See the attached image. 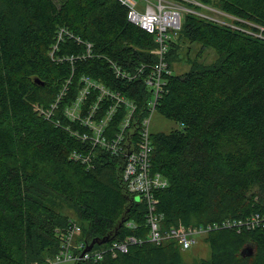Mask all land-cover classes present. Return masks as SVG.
Segmentation results:
<instances>
[{"label": "trees", "instance_id": "trees-1", "mask_svg": "<svg viewBox=\"0 0 264 264\" xmlns=\"http://www.w3.org/2000/svg\"><path fill=\"white\" fill-rule=\"evenodd\" d=\"M197 1L231 20L185 12L166 54L172 70L183 43L218 53L213 63L199 53L189 57L188 71L165 74L157 111L178 127L152 132L151 139L152 168L169 181L157 192L167 228L245 218L264 208V0ZM129 11L121 0H0V264L44 262L59 251L57 230L72 221L88 244L106 236L141 239L116 257L77 264H186L175 241L148 240L147 205L128 192L123 157L97 147L93 168L71 157L90 146L75 134L79 121L65 113L86 78L123 92L147 113L149 92L141 82L148 69L137 68L158 60L157 42ZM99 95L93 87L85 111ZM56 102L46 117L43 109ZM123 113L112 117L113 127ZM204 239L210 257L194 264H264L263 227L219 228ZM249 248L254 253L243 256Z\"/></svg>", "mask_w": 264, "mask_h": 264}, {"label": "built area", "instance_id": "built-area-1", "mask_svg": "<svg viewBox=\"0 0 264 264\" xmlns=\"http://www.w3.org/2000/svg\"><path fill=\"white\" fill-rule=\"evenodd\" d=\"M121 1L129 6V19L154 33L157 42L152 52L158 56V60L148 66L143 65L137 68L141 73L148 69L144 74L145 82H141L149 92L145 109L147 113L140 114L139 105L123 92L112 90L86 78L84 88L76 100L66 108L65 113L72 120L79 121L82 128L78 129L75 134L83 141H87L90 146L87 151H73L71 157L86 164L88 168L96 166L94 149L97 147L109 151L112 155L123 157V182L129 193L138 196V199L143 200L147 205V238L150 242L163 244L165 241L173 240L182 250H188L199 243V237H205L219 228H236L238 231L264 228V208L245 218L233 217L197 226L183 224L169 228L164 226V214L158 210L157 206L159 203L157 192L166 188L169 181L161 172L154 171L152 168L154 145L151 139L150 124L152 114L157 111L159 97L164 91L165 74L172 73L166 61V54L169 51L171 40L178 36L185 12H193L220 22L224 20L218 16L227 14L197 0H159V3L154 5L150 2L144 11L137 8L136 0ZM191 3L210 10L214 14L189 6L188 4ZM63 31L64 29L60 32L59 41L64 37ZM57 46L58 44L55 45ZM92 46V43H87L89 54H91ZM118 72L120 73L119 70ZM137 75L139 74L134 73L132 78ZM93 87L100 90V95L96 103L91 104L85 111L84 105ZM58 102L53 105L51 112L46 113L43 109V113L50 117L53 109L58 106ZM105 104H108V108L98 119V113L102 111ZM122 108H124V113L121 122L119 126L113 127L111 119ZM138 113L140 115H137ZM127 224L135 225L133 222H127ZM57 231L60 234L59 251L47 257L44 262L35 261L31 264H55L62 261L79 263L88 260L97 262L107 254L116 257L120 252H127L132 243L141 241L136 235H129L105 243L107 245L101 248L93 247L85 251L88 243L79 239L82 228L78 222L72 221L65 229Z\"/></svg>", "mask_w": 264, "mask_h": 264}, {"label": "rangeland", "instance_id": "rangeland-1", "mask_svg": "<svg viewBox=\"0 0 264 264\" xmlns=\"http://www.w3.org/2000/svg\"><path fill=\"white\" fill-rule=\"evenodd\" d=\"M141 11H144L146 6L150 3L152 5L158 4L159 0H136ZM204 12L209 14H214L210 10L202 9ZM184 16V15H183ZM182 16V17H183ZM222 20H226L225 22L230 21L231 19H225L222 15L218 16ZM201 54L199 59L204 60L207 63H213L218 58V53L212 47L203 48L200 43H183L179 52V58L172 62V71L175 74H182L189 70V57L191 59L197 57ZM48 113L47 111H45ZM51 112V111H50ZM47 117V116H46ZM49 118V117H48ZM178 127V125L161 115L158 111H155L151 116V124L150 129L152 132H168L173 128ZM138 199V196H136ZM205 237H199V243L194 245L192 248L183 251V257L186 261V264H194L195 261L200 259H206L210 257L211 247L209 243L204 239ZM55 264H77L74 261H62L60 263Z\"/></svg>", "mask_w": 264, "mask_h": 264}, {"label": "water", "instance_id": "water-1", "mask_svg": "<svg viewBox=\"0 0 264 264\" xmlns=\"http://www.w3.org/2000/svg\"><path fill=\"white\" fill-rule=\"evenodd\" d=\"M37 81H38V80H37ZM111 240H112V237H110V236H106V237H103V238H101V239H95V240H93V241L88 245V247L86 248L85 251L91 250L96 244L102 245V244H105V243H107V242H110ZM253 253H254V250L251 249V248H249V249H247V250H244V251L242 252V255H243V256H250V255H252Z\"/></svg>", "mask_w": 264, "mask_h": 264}, {"label": "bare ground", "instance_id": "bare-ground-1", "mask_svg": "<svg viewBox=\"0 0 264 264\" xmlns=\"http://www.w3.org/2000/svg\"><path fill=\"white\" fill-rule=\"evenodd\" d=\"M166 177V176H165ZM167 178V177H166ZM168 179V178H167ZM169 185V184H168Z\"/></svg>", "mask_w": 264, "mask_h": 264}]
</instances>
